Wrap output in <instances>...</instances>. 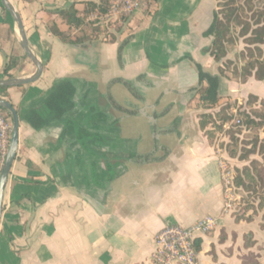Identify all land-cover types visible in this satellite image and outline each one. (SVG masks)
Returning <instances> with one entry per match:
<instances>
[{"label":"crops","instance_id":"0c3cea01","mask_svg":"<svg viewBox=\"0 0 264 264\" xmlns=\"http://www.w3.org/2000/svg\"><path fill=\"white\" fill-rule=\"evenodd\" d=\"M85 1L102 0H68L63 8L78 2L83 16ZM216 6V0H151L122 30L96 26L76 44L49 31L43 13L42 21H33V30L24 20L44 71L35 83L0 92L18 109L21 122L0 228V255L9 264H153L159 230L191 226L206 217L216 218L218 225L199 239L200 264H242L249 253L259 254L264 263V241L248 228L255 223L261 228V219L236 221L232 211L224 212L219 161L233 159L216 154L192 108L199 73L190 61H214L205 51L211 38L204 33ZM128 38L120 60L119 47ZM20 41L13 21L0 15V80L35 74ZM10 56L19 62L8 77L4 70ZM110 61L117 62L113 69ZM64 80L79 90L67 116L83 129L111 134L115 142H90L84 148L71 127L61 139L63 125L56 120L39 130L25 120L34 109L46 111L56 84ZM96 112L106 117L94 125L89 119ZM172 115L182 118L177 129L168 118ZM125 116L145 117L147 129L134 122L127 129ZM146 130L155 138L141 140ZM248 233L256 240L252 248L244 245Z\"/></svg>","mask_w":264,"mask_h":264},{"label":"trees","instance_id":"16d2710c","mask_svg":"<svg viewBox=\"0 0 264 264\" xmlns=\"http://www.w3.org/2000/svg\"><path fill=\"white\" fill-rule=\"evenodd\" d=\"M109 1L102 0L100 4L93 1L82 2L86 6L83 16L79 15V10L76 8L78 2H74L68 8L60 9L58 13L65 18L70 29H76L90 13L105 10ZM216 1L213 21L204 36L211 38V44L205 51L218 63V74H212L206 71L201 63L194 62L199 73V85L195 90L200 96L202 105L206 108H214L218 105L221 97L220 88L224 80L236 79L246 83L249 78L254 77L264 83V0ZM52 32L66 43L76 44L81 41L79 38L72 39L57 26ZM128 41L129 38L119 47L120 60ZM240 41L245 44L244 48L236 53V60L229 59V47L237 45ZM24 57L28 58L26 55ZM18 62V57H8L4 70L8 77L12 76L10 71ZM7 89L8 87H0V92L4 93ZM75 92L76 89L71 81L62 82L49 97L46 111L34 109L26 115L25 120L33 128L39 130L56 120V117L63 118L75 107L73 100ZM258 101L259 96L251 94L248 105L253 107ZM261 104L262 109H253V114L247 110L240 112L241 118H238L235 124L239 131H242L244 127L257 130L253 140L246 142L247 146L241 147L240 138L236 136L238 131L230 130L231 143L227 144L226 148L231 158L250 161L243 168H237L234 176L235 189L243 190L250 195L243 200L245 201L244 212L233 213L235 219L236 221H253L255 216L263 212L260 226L264 231V137L261 138L259 133L261 129H264V99ZM8 117L10 118L9 114ZM232 118L233 116L228 115L226 110H221L216 114L202 113L200 115L201 128L205 131L210 144L215 146L214 139L218 131H223L225 124ZM252 155H259L261 159L251 160ZM252 198L258 201L257 205ZM250 211L252 214H249ZM224 236L225 234L222 233L221 240H224ZM255 244L253 234H246L245 247L252 248ZM197 248L200 250L199 240ZM242 264L264 263L259 254L249 253L242 257Z\"/></svg>","mask_w":264,"mask_h":264},{"label":"rangeland","instance_id":"374dc122","mask_svg":"<svg viewBox=\"0 0 264 264\" xmlns=\"http://www.w3.org/2000/svg\"><path fill=\"white\" fill-rule=\"evenodd\" d=\"M66 1H68V0H12L13 4L15 5L17 10L22 15L23 20L26 21L27 29H29V30L35 29V26L33 24H34L35 20H41V17H39V15L41 13H43L42 14V17L44 18L43 24L45 25V27L49 31L52 32V30L54 28H56V26H58L72 39L79 38L80 40H83L87 37V35L89 33L92 34L94 32V29L96 28V24L92 21L84 19V21L78 27L79 30H76L77 28L76 29H70L65 18L62 15L57 13L60 9H64L63 4ZM85 7L86 6L84 4V7L82 8L83 11L80 10V12L84 13ZM66 8H68V7H66ZM92 14L93 13H90L88 15V17ZM0 15L8 16L10 18V20L13 21L14 26L17 28V25L14 22L11 15L9 13H7V11L2 7L1 0H0ZM41 21H39V22L42 26ZM112 28L114 30H116V29L122 30L123 26L122 25H115ZM98 45H100V43H98ZM244 46H245V44L242 41H240L237 45L230 46L228 58L232 59V60H236L237 59L236 53L239 52L240 50H242L244 48ZM75 58L78 60V56H75ZM224 63H226V61ZM116 65H117L116 61H110V64L108 65V67L113 69L114 67H116ZM112 66H113V68H112ZM190 66L194 71L198 72L195 64L191 61H190ZM203 67L206 71H208L212 74H218V71H219L218 70V63H216L214 61L211 62L209 65H207L206 62H204ZM120 90H121L120 86H117L114 89L116 96L118 98L121 97L120 96ZM220 94H221V97H220L219 103L214 108L204 107L202 105V101L200 99L199 94L196 95L197 97H196V101H194L195 103H193V100H195L194 97L191 100H192V104H193L192 108L197 109L198 113L200 115L202 113L216 114L217 112H219L221 110H226V113L228 115L233 116L232 120L225 124L223 131H218V133L214 139V141L216 142V144H215L216 154H218L221 157L223 155L229 156V154L227 152V148H226L227 146L226 145L231 143V138H230L231 133H229L230 130L238 131L236 136L238 138H240V146L241 147L247 146L246 142L253 140L255 133L258 132L255 129H248L246 127L242 128V131H239V129H237L235 127V124L237 123V119L241 118L240 112L247 110L248 112H252V114H253V109H260V110L262 109L261 101L264 99V83L256 80L254 77L249 78V80L246 83H242L236 79L224 80V81H222V84H221ZM251 94L259 96V101L257 103H255L253 107H250L248 105V101L250 99ZM172 95H169V97H171ZM165 96H167V95H165ZM172 97L174 98V95ZM172 97L170 99H172ZM130 98H131V96H130ZM123 102L125 103V100ZM6 113L9 114L8 111ZM200 115H199V118H200ZM9 116H10V114H9ZM10 118H11V116H10ZM168 118L173 119L172 124H174V126L176 127L175 129H177V127L181 124V121H182L181 117H175L174 115H172ZM124 119L125 120H124V122H122V125L127 127V129H128V125L131 124L132 122H134L135 125H138L137 128L140 127V129L145 130L148 127V123H147L145 117H143V116H140V117H138V116H133V117L125 116ZM10 120L12 122V118ZM218 122H221V121H218ZM127 129H125V130H127ZM128 132L132 133V128ZM128 132L125 133V136L133 135V134L128 133ZM191 132H192V130H191ZM192 133L195 134V132H192ZM259 133H260L261 138H263L264 137V129H261L259 131ZM151 135L154 137L153 134L148 135V131L147 132L143 131L142 133L139 134V137L142 136L140 138L142 140V139H144L143 137L149 136L148 138L146 137V139H148V141H149L152 139V137H150ZM173 136L175 139V137L177 136V132ZM173 136H170V137L173 138ZM162 140L173 141L172 139H165V136H163ZM222 144H224V145H222ZM255 158L261 159V157L259 155H252L251 160L255 159ZM232 159L233 160L227 158L226 161L228 162L229 166L233 169L234 176L236 174L237 168H243L244 166H246L250 163V161H248V162L240 161L238 158H232ZM233 194H234V203H233L232 212L233 213L238 212L239 214H241L244 212V206H245V201H243V200H244V198H246L250 195H249V193L244 192L243 190H237V189H233ZM252 200L254 201V203L256 205L258 204V201L255 198H252ZM249 214H252V211H250ZM262 214H263V212H260L257 216H255V218L261 219ZM248 228L251 230H255L257 233H259L258 238H259L260 242L264 241V232L259 227L258 223L250 224V226H248ZM262 249H263V258H264V247H262ZM0 264H9L4 259L3 255H0Z\"/></svg>","mask_w":264,"mask_h":264},{"label":"built area","instance_id":"2783aa9c","mask_svg":"<svg viewBox=\"0 0 264 264\" xmlns=\"http://www.w3.org/2000/svg\"><path fill=\"white\" fill-rule=\"evenodd\" d=\"M151 0H110L103 11H96L89 17L96 26L111 28L123 25L131 16L146 11ZM12 134V122L3 108H0V177L6 160ZM225 196L224 212L233 210L234 171L226 159L219 161ZM218 220L206 217L191 226L167 225L155 236L153 264H200L198 240L214 230Z\"/></svg>","mask_w":264,"mask_h":264},{"label":"water","instance_id":"95a60500","mask_svg":"<svg viewBox=\"0 0 264 264\" xmlns=\"http://www.w3.org/2000/svg\"><path fill=\"white\" fill-rule=\"evenodd\" d=\"M1 5L7 11V13L11 15L14 22L16 23L17 30L21 40L20 41L21 47L24 51V54L36 66V72L31 77H13L8 79H1L0 87H18V86H24L35 83L41 77L44 71V65L41 62L38 54L30 44L23 17L20 14V12L17 10L15 5L11 4L9 0H1ZM0 108H3L4 110L8 111L12 118V134H11L10 146L0 177V228H1V222L4 212L5 191L19 149L21 122H20L19 111L11 101L4 98H0Z\"/></svg>","mask_w":264,"mask_h":264},{"label":"flooded vegetation","instance_id":"af4514ba","mask_svg":"<svg viewBox=\"0 0 264 264\" xmlns=\"http://www.w3.org/2000/svg\"><path fill=\"white\" fill-rule=\"evenodd\" d=\"M78 59H83V57L79 56ZM64 81H71V80H64ZM64 81H61L60 83L56 84V90H57L58 86ZM72 83L76 89V92H75V95L73 98L74 103H75V107H76L75 99L78 95L79 90H78L77 85L74 82H72ZM88 94H89V90H86L84 97L87 98ZM75 107L73 109H75ZM73 109L68 111L64 115L63 118L56 117V124H62L63 125V129H62V132L60 134L61 139L66 138V136L68 135V131L71 127L75 131L77 141H79L84 148H88L90 142L96 143L97 145H100V146L101 145L107 146V145H110L116 141V138H114L111 134L102 133L100 131L95 132V131H89V130L83 129L74 118L67 116V114H69ZM105 117L106 116L104 113L96 112L93 114V116H91L89 121L92 122L94 125H97L98 124L97 121L100 119H103ZM94 151L98 152V150H95V149H94Z\"/></svg>","mask_w":264,"mask_h":264},{"label":"bare ground","instance_id":"6f19581e","mask_svg":"<svg viewBox=\"0 0 264 264\" xmlns=\"http://www.w3.org/2000/svg\"><path fill=\"white\" fill-rule=\"evenodd\" d=\"M9 2H10L11 4H13L12 0H9ZM13 5H14V4H13Z\"/></svg>","mask_w":264,"mask_h":264}]
</instances>
